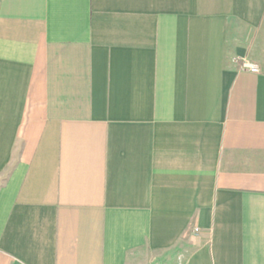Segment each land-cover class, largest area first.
<instances>
[{"label":"crops","instance_id":"1","mask_svg":"<svg viewBox=\"0 0 264 264\" xmlns=\"http://www.w3.org/2000/svg\"><path fill=\"white\" fill-rule=\"evenodd\" d=\"M142 248L264 264V0H0V264Z\"/></svg>","mask_w":264,"mask_h":264},{"label":"rangeland","instance_id":"2","mask_svg":"<svg viewBox=\"0 0 264 264\" xmlns=\"http://www.w3.org/2000/svg\"><path fill=\"white\" fill-rule=\"evenodd\" d=\"M187 242H188V238L185 237L180 244L181 246L182 245L184 246L187 245ZM183 248L187 250L185 246ZM177 253H178L177 249L155 252L147 248H142L134 252L130 256L127 264H170L171 260L177 255ZM180 257L181 256H179V258Z\"/></svg>","mask_w":264,"mask_h":264},{"label":"built area","instance_id":"3","mask_svg":"<svg viewBox=\"0 0 264 264\" xmlns=\"http://www.w3.org/2000/svg\"><path fill=\"white\" fill-rule=\"evenodd\" d=\"M241 67L253 73L260 72V67L255 62H252L251 60H248V59L242 60Z\"/></svg>","mask_w":264,"mask_h":264}]
</instances>
